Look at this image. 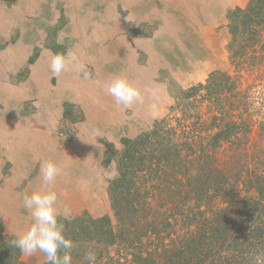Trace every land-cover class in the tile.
Returning <instances> with one entry per match:
<instances>
[{
	"label": "rangeland",
	"instance_id": "obj_1",
	"mask_svg": "<svg viewBox=\"0 0 264 264\" xmlns=\"http://www.w3.org/2000/svg\"><path fill=\"white\" fill-rule=\"evenodd\" d=\"M249 2L0 0V240L32 225L22 196L41 190L42 160L61 168L54 185L60 218L65 207L71 217L86 211L112 218L107 186L117 170L104 166L106 146L119 150L123 138L149 131L169 114L178 90L215 71L235 75L227 18ZM53 53L69 60L59 77L50 71ZM259 63L240 73L254 119L264 116ZM116 76L139 88L143 103L116 105L103 87ZM20 260L46 262L40 252Z\"/></svg>",
	"mask_w": 264,
	"mask_h": 264
},
{
	"label": "trees",
	"instance_id": "obj_2",
	"mask_svg": "<svg viewBox=\"0 0 264 264\" xmlns=\"http://www.w3.org/2000/svg\"><path fill=\"white\" fill-rule=\"evenodd\" d=\"M227 20L235 75L215 71L178 90L149 131L106 146L113 219L58 217L71 264H88L90 251L95 264H264V116H251L240 75L264 63V0ZM16 238L0 240V264H23Z\"/></svg>",
	"mask_w": 264,
	"mask_h": 264
},
{
	"label": "clouds",
	"instance_id": "obj_3",
	"mask_svg": "<svg viewBox=\"0 0 264 264\" xmlns=\"http://www.w3.org/2000/svg\"><path fill=\"white\" fill-rule=\"evenodd\" d=\"M60 42V41H58ZM75 60V57L72 58ZM50 71L53 77H59L69 69V60L65 55H51ZM77 73H83L84 79H89L91 73L85 70L84 65L76 66ZM106 95L113 98L116 105L129 108L134 103H143V95L139 88L130 83L123 76H116L103 85ZM61 168L52 160H42L39 165L41 190H34L30 194L22 196L23 207L32 217V225L16 239L12 245L18 248L22 254L31 256L36 252L44 254L46 264H71L70 249L73 242L63 233V225L58 223L61 212L58 210V196L54 190L57 177ZM63 218L70 220V210L63 209ZM64 254L60 255V251ZM88 264H95V252L86 255Z\"/></svg>",
	"mask_w": 264,
	"mask_h": 264
},
{
	"label": "bare ground",
	"instance_id": "obj_4",
	"mask_svg": "<svg viewBox=\"0 0 264 264\" xmlns=\"http://www.w3.org/2000/svg\"><path fill=\"white\" fill-rule=\"evenodd\" d=\"M210 9V8H209ZM215 9V8H214ZM40 87V86H39ZM18 134H20V133H18ZM2 139H3V137H2ZM38 139V138H37ZM18 140H23V137H22V135L20 134V136L18 137ZM26 141V140H25Z\"/></svg>",
	"mask_w": 264,
	"mask_h": 264
},
{
	"label": "crops",
	"instance_id": "obj_5",
	"mask_svg": "<svg viewBox=\"0 0 264 264\" xmlns=\"http://www.w3.org/2000/svg\"><path fill=\"white\" fill-rule=\"evenodd\" d=\"M19 144V143H18ZM35 190V189H34ZM36 190H39L38 188Z\"/></svg>",
	"mask_w": 264,
	"mask_h": 264
}]
</instances>
